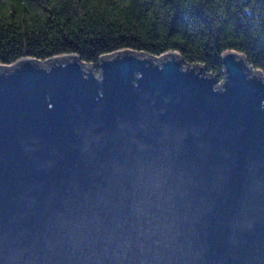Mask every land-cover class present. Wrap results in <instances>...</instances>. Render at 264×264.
<instances>
[{"label": "water", "instance_id": "obj_1", "mask_svg": "<svg viewBox=\"0 0 264 264\" xmlns=\"http://www.w3.org/2000/svg\"><path fill=\"white\" fill-rule=\"evenodd\" d=\"M221 58L0 63V264H264V74Z\"/></svg>", "mask_w": 264, "mask_h": 264}, {"label": "trees", "instance_id": "obj_2", "mask_svg": "<svg viewBox=\"0 0 264 264\" xmlns=\"http://www.w3.org/2000/svg\"><path fill=\"white\" fill-rule=\"evenodd\" d=\"M121 49L178 51L224 79L222 54L264 74V0H0V63L77 54L99 70Z\"/></svg>", "mask_w": 264, "mask_h": 264}, {"label": "rangeland", "instance_id": "obj_3", "mask_svg": "<svg viewBox=\"0 0 264 264\" xmlns=\"http://www.w3.org/2000/svg\"><path fill=\"white\" fill-rule=\"evenodd\" d=\"M44 61H45V60H44ZM44 61H42V62H44ZM183 65H184V67H186L187 64L184 63ZM84 68H85L86 71H89V68H88L87 64L84 65ZM92 70L94 71V74H95L97 77L100 75V70H98V69L96 68L95 65L92 66ZM205 72H206L207 74H210V73L207 72V71H205ZM216 77H217L216 85H219L223 80L220 81L219 78H218V76H216Z\"/></svg>", "mask_w": 264, "mask_h": 264}]
</instances>
